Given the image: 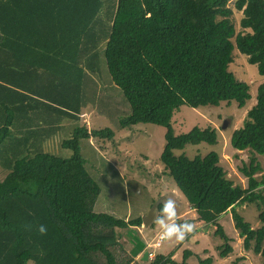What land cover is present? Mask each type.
Returning a JSON list of instances; mask_svg holds the SVG:
<instances>
[{"label":"trees","instance_id":"16d2710c","mask_svg":"<svg viewBox=\"0 0 264 264\" xmlns=\"http://www.w3.org/2000/svg\"><path fill=\"white\" fill-rule=\"evenodd\" d=\"M235 47L264 75V0L233 7L229 0H0V264H119L117 228L133 233L143 218L95 211L101 188L82 149L92 137L113 139L141 123L165 127V173L189 210L217 224L220 256L233 252L218 223L231 210L245 250L264 264V163L257 158L264 157V82L230 140L254 154L241 167L246 187L227 177L217 151L175 153L218 143L210 126L177 134L173 116L181 106L236 101L242 108L251 99L250 84L229 69ZM86 108L116 130H89L79 116ZM245 203L257 207L258 226L236 210ZM191 253L182 262L156 253L150 264H188Z\"/></svg>","mask_w":264,"mask_h":264},{"label":"rangeland","instance_id":"374dc122","mask_svg":"<svg viewBox=\"0 0 264 264\" xmlns=\"http://www.w3.org/2000/svg\"><path fill=\"white\" fill-rule=\"evenodd\" d=\"M234 2L235 0H229L230 6L233 7ZM241 17L242 12L235 9L233 19L238 31L242 30ZM233 57L234 60L229 69L239 80L250 84L251 99L242 108L236 101H232L230 105L222 102L218 106L207 105L199 108L181 106L173 116L175 132L184 133L194 126L202 128L210 126L218 132V143L211 145L203 142L199 145H187L186 148L176 150L175 153H185L189 157H194L198 154L205 155L209 151H217L227 177L235 184L246 187L247 177L242 173L241 167L244 163L249 164L251 155L254 154L248 149H235L230 140L234 130L242 127L247 111L256 103L257 89L264 82V75H261L257 65L250 63L247 55L236 47L233 50ZM103 68L107 71L106 63H103ZM79 116L81 124L86 125L89 130L105 127L116 130L115 122L107 116L100 115L96 109L86 108ZM114 120L117 121L116 118ZM225 122H227L226 127H224ZM165 132V127L141 123L117 130L113 139L92 137L89 142L83 144L82 153L86 159L87 168L101 188L95 211L110 213L127 220L143 218L156 202L171 198L176 203L178 222L190 221L197 227L182 242L174 239L162 241L154 254L168 256L174 253L173 258L177 262H182L184 251L189 249L192 253L187 260L188 264H203L201 260L208 258L212 259V264H262V258L258 254L245 250L243 238L239 236L235 228L231 210L223 213L218 223L233 239L230 242L233 252L227 257L220 256L218 245L222 244L223 240L215 233L217 224H208L200 220L194 210H189L174 180L165 173L160 161V154L165 145ZM58 148L57 146L56 149ZM60 151L57 150L55 153ZM63 152L67 154V151ZM257 158L262 164L264 163V157L257 155ZM236 210L242 213L253 227L258 226V210L254 204H241L236 207ZM156 214L159 215V211ZM151 224L145 226L142 223L140 226H133V233L130 229L117 228L121 234L119 241L121 246L113 250L119 264H127L129 259L134 261L135 257L137 262L150 264L152 253L149 250H153L160 231L157 225ZM137 247H145V250L134 254L133 249ZM146 251L149 258L145 260L143 255ZM242 256L243 259L237 261Z\"/></svg>","mask_w":264,"mask_h":264},{"label":"clouds","instance_id":"9594fccd","mask_svg":"<svg viewBox=\"0 0 264 264\" xmlns=\"http://www.w3.org/2000/svg\"><path fill=\"white\" fill-rule=\"evenodd\" d=\"M177 213L176 203L173 199H163L159 206V215L154 212L153 223L159 227L160 241L175 240L182 242L186 236L193 233L196 224L190 221H180ZM38 231L41 234L46 232V227L41 224L38 226Z\"/></svg>","mask_w":264,"mask_h":264},{"label":"water","instance_id":"95a60500","mask_svg":"<svg viewBox=\"0 0 264 264\" xmlns=\"http://www.w3.org/2000/svg\"><path fill=\"white\" fill-rule=\"evenodd\" d=\"M227 126V122L224 123V127ZM160 201L156 202L152 208L150 209V211L148 212V214L146 216L143 217V223L145 224V226H149L153 219H154V212L156 213V210H157V206L159 204ZM143 258L146 260L149 258V254L148 252L146 251L143 255Z\"/></svg>","mask_w":264,"mask_h":264},{"label":"built area","instance_id":"2783aa9c","mask_svg":"<svg viewBox=\"0 0 264 264\" xmlns=\"http://www.w3.org/2000/svg\"><path fill=\"white\" fill-rule=\"evenodd\" d=\"M161 243H162V241H160L159 239L157 240V242L154 244V248H156V247H159V246H161ZM150 256L152 257V256H154V253H152V254H150Z\"/></svg>","mask_w":264,"mask_h":264},{"label":"crops","instance_id":"0c3cea01","mask_svg":"<svg viewBox=\"0 0 264 264\" xmlns=\"http://www.w3.org/2000/svg\"><path fill=\"white\" fill-rule=\"evenodd\" d=\"M136 260V257H135V259H134V261Z\"/></svg>","mask_w":264,"mask_h":264}]
</instances>
